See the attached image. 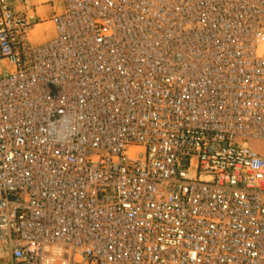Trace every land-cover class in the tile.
Wrapping results in <instances>:
<instances>
[{"label":"built area","instance_id":"1","mask_svg":"<svg viewBox=\"0 0 264 264\" xmlns=\"http://www.w3.org/2000/svg\"><path fill=\"white\" fill-rule=\"evenodd\" d=\"M63 2L0 0V264H264V0Z\"/></svg>","mask_w":264,"mask_h":264},{"label":"rangeland","instance_id":"2","mask_svg":"<svg viewBox=\"0 0 264 264\" xmlns=\"http://www.w3.org/2000/svg\"><path fill=\"white\" fill-rule=\"evenodd\" d=\"M34 11L39 14L40 20L32 32L34 44L44 43L56 36L54 25L51 21L52 16L60 11L63 6V0H25ZM0 69L5 74L6 68L0 63ZM57 89V88H56Z\"/></svg>","mask_w":264,"mask_h":264}]
</instances>
